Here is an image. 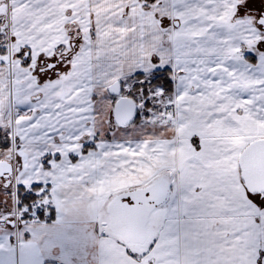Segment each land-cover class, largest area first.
Masks as SVG:
<instances>
[{
	"label": "snow or ice",
	"instance_id": "snow-or-ice-1",
	"mask_svg": "<svg viewBox=\"0 0 264 264\" xmlns=\"http://www.w3.org/2000/svg\"><path fill=\"white\" fill-rule=\"evenodd\" d=\"M0 264H264V0H0Z\"/></svg>",
	"mask_w": 264,
	"mask_h": 264
}]
</instances>
